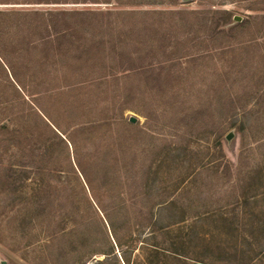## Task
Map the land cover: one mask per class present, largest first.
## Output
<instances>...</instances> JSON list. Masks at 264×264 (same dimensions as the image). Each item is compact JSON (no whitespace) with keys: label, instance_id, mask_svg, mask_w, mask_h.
Instances as JSON below:
<instances>
[{"label":"rangeland","instance_id":"obj_1","mask_svg":"<svg viewBox=\"0 0 264 264\" xmlns=\"http://www.w3.org/2000/svg\"><path fill=\"white\" fill-rule=\"evenodd\" d=\"M13 1L0 11L70 14L0 15V264H93L111 252L97 206L123 236L165 205L187 264H264L263 14L239 27L208 9L240 23L249 0Z\"/></svg>","mask_w":264,"mask_h":264},{"label":"trees","instance_id":"obj_2","mask_svg":"<svg viewBox=\"0 0 264 264\" xmlns=\"http://www.w3.org/2000/svg\"><path fill=\"white\" fill-rule=\"evenodd\" d=\"M129 3L132 4L133 2H137L138 0H127ZM168 1V2H167ZM241 1V0H239ZM244 1V0H243ZM16 1L13 0H1L0 3L2 4H14ZM123 2V3H122ZM143 2V3H142ZM167 4L170 5H175V7H178L181 4H188L191 2V0H144L141 1L142 4L145 5H156V4ZM249 5H246L245 10L251 13H254L255 15L253 16L252 14H248L246 16V19L242 20L240 23L236 22V20H232V17L235 15L234 11L230 10H217L210 8L208 9V12L213 13V14H221L224 15L226 18V23L225 25H237L239 27H246V25L253 23V21L258 17V14H263L264 16V0H249ZM36 2L33 0H29L24 3H17V4H35ZM90 3H101V4H107V5H123L124 0H91ZM127 4V3H126ZM258 5L261 6L258 7ZM115 9H107L106 13H112ZM76 13H81L80 11H75ZM177 12L179 13H199V11L196 10H181L177 9ZM96 13L92 9H89L86 11V14H94ZM125 13L128 14H134L135 11L131 10H126ZM9 15V17H19V16H39V17H46L47 15H68L70 14L69 11L67 10H61V13L56 12L52 9H49L47 11H41L38 9H13L11 11L5 12V11H0V15ZM83 14H85L83 12ZM257 14V15H256ZM46 116V115H45ZM45 121V120H44ZM46 125L48 128L51 129V131L56 134L61 140V132L58 125L52 121L51 117H48L47 115V122ZM60 134V135H59ZM64 143H66L67 146V151L69 152L70 148L69 146H72L73 150L74 148L76 149L75 142L70 139L65 137V139H62ZM73 164V163H72ZM77 167L74 168V172L76 174H83L82 168L78 163H76ZM85 186V185H84ZM90 202V206L94 208L93 204ZM171 206L165 205V208L163 211L159 212V214L153 216L150 221V230L147 233H143L142 230L144 225H139L138 228L134 231L129 228L127 232L123 235H119V231L123 228L124 229V224L125 223V218L123 217H110L108 215H105L102 211H99V207L97 206L96 209V219L98 220L97 223V228L101 230L102 234L106 237L109 246L111 248V252H96L93 253V256H96L98 254H102L106 258H111L113 257L116 262L119 264H134L132 263L131 260V254L134 253L135 251H140L142 250L143 253H145L143 259L145 264H187L188 257L186 255V241L183 238L178 239V237L175 240L172 241H166L164 237L168 235L169 237L173 235L174 231L172 230L173 227L176 225L179 226L183 221H178L175 217L173 216H168L166 217L164 215L165 211L168 209H171ZM167 209V210H166ZM95 210V208H94ZM101 214H99V212ZM166 218H169L170 223L169 225H162L159 226ZM120 221L122 222L120 227ZM119 222V224L117 223ZM141 224V223H140ZM153 228V229H152ZM88 232H86L87 234ZM68 234H64L66 236ZM161 235L163 236V241L160 242L158 241V236ZM115 248L121 250V257H117L114 255ZM96 262L93 264H104L105 259H97L95 258Z\"/></svg>","mask_w":264,"mask_h":264},{"label":"water","instance_id":"obj_3","mask_svg":"<svg viewBox=\"0 0 264 264\" xmlns=\"http://www.w3.org/2000/svg\"><path fill=\"white\" fill-rule=\"evenodd\" d=\"M237 19V18H236ZM237 20H239V19H237ZM133 122H134V120H133Z\"/></svg>","mask_w":264,"mask_h":264}]
</instances>
